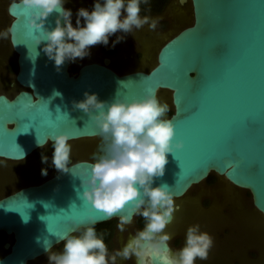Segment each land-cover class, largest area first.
<instances>
[{
    "label": "water",
    "instance_id": "95a60500",
    "mask_svg": "<svg viewBox=\"0 0 264 264\" xmlns=\"http://www.w3.org/2000/svg\"><path fill=\"white\" fill-rule=\"evenodd\" d=\"M189 1L190 20L165 36L148 68L117 69L110 64L111 55L100 54L83 58L89 62L75 74L69 68L78 58L57 70L43 53V43L36 46L39 55L33 60L36 51H29L25 18L20 9L10 15L9 3L7 30L15 25L8 48L15 53L14 80L20 87L12 98L0 94V157L23 159L41 148L37 141L63 132L72 136L69 167L75 164L79 174L92 162L85 158L89 153H80V143L100 145V137L73 101L84 99L85 92L102 101L115 95L139 99L151 89L163 102L165 92L172 111L165 118L172 119L183 148L175 151V158L168 156L165 175L153 186L167 183L174 197H180L215 173L231 186L247 189L264 220V0ZM56 15L45 21L49 30ZM13 38L20 44L13 46ZM54 91L62 95L53 96ZM53 170L40 182L0 197V233L5 235L0 264H30L46 254V244L52 249L71 232L69 216L90 214L96 224L120 219L89 211L91 206L76 195L79 179ZM151 264L165 261L156 257Z\"/></svg>",
    "mask_w": 264,
    "mask_h": 264
},
{
    "label": "clouds",
    "instance_id": "9594fccd",
    "mask_svg": "<svg viewBox=\"0 0 264 264\" xmlns=\"http://www.w3.org/2000/svg\"><path fill=\"white\" fill-rule=\"evenodd\" d=\"M65 2L11 0L9 4L10 15L20 9L25 18L32 45L28 46L30 53L43 43V53L54 62L57 70L65 61L90 55L91 46H107L109 37L116 33L131 34L144 25L155 30L159 22L147 15L141 16V5L148 4L149 0H94L91 11L77 10L73 26L72 12L64 7ZM53 13L57 14L55 27L49 30L45 21ZM14 25L0 32V38L7 39ZM123 39L124 35H118L113 45ZM17 44L20 43L13 38L12 45ZM38 55L36 51L33 60ZM61 95L58 91L53 93V96ZM83 95L84 99L73 101V107L88 115L101 141L88 168L77 174L75 164L69 167L72 136L67 133L53 134L43 143L37 141L38 146L43 148L51 141L53 166L79 179L76 195L85 205L91 206L89 211L95 209L104 218L119 215L118 227L122 232L135 215L143 218L144 227L131 235L121 249L110 254L103 234L96 231L97 219L93 215L75 219L69 216L67 220L73 227L61 237L62 251L54 252L46 244L49 264H117L118 258L130 260L133 257L136 264H151L156 257H162L165 264H196L198 259L206 260L214 239L202 231L199 224L187 228L181 248L174 251L169 247L173 234L165 229L172 223L178 206L167 183L153 186L165 175L168 156L174 157L175 151L183 148V142L175 139L172 119L165 118L169 106L161 103L156 91L151 89L142 98L132 100L115 95L110 101H102L95 93ZM42 162L46 163L47 157L42 156ZM41 174L46 175V170L42 169Z\"/></svg>",
    "mask_w": 264,
    "mask_h": 264
},
{
    "label": "flooded vegetation",
    "instance_id": "af4514ba",
    "mask_svg": "<svg viewBox=\"0 0 264 264\" xmlns=\"http://www.w3.org/2000/svg\"><path fill=\"white\" fill-rule=\"evenodd\" d=\"M10 2L11 0L0 1L1 12L5 18L9 16L7 13V6ZM93 3L94 0H66L64 7L71 10V19L75 22L77 18V10L80 8H86L91 11ZM175 8L179 9L180 11L184 8L187 9L185 13L186 20L181 24L182 26L180 27L182 28L188 23V18H191V3L189 0H149L148 4L141 5V16L147 15L152 19H158L159 22L155 30L158 32L165 31L169 28L168 25L171 23L168 21L170 18L169 14ZM6 20L7 19L4 21L3 32L6 31ZM81 24H83V18H81ZM73 26H75V23ZM143 27H145V29L141 28L134 30L131 34L116 33L110 36L108 45L105 46L103 44H98L96 45V51L113 55L126 48L131 50L132 54L137 58H140L143 54V40L148 37L151 30L149 29L148 25H144ZM180 28L178 27V29ZM177 30H175V32ZM172 33H174V31ZM172 33H169L167 36L172 35ZM118 35H124V39L113 45V42L116 41ZM164 38L165 37H163L158 42L156 47H158L164 41ZM4 40L7 46L10 47L8 38ZM9 60L10 59H7L4 62L2 66L3 68H5L6 64L10 65L11 67H17L15 60ZM87 62L89 61L84 59L74 62L69 68L70 72L75 74L78 70V67ZM110 64L112 67H116L117 69H123L128 66L127 64L123 66H117L113 59ZM132 67L136 66H129L127 68ZM19 87L20 86L17 82H15L14 77L7 75L0 76V94H5L8 98H12L18 91ZM171 112L172 111L170 110L168 115H170ZM95 142L96 141L86 142L87 144L80 143V153H89L88 156L86 155V157H84L86 159H90L91 161L92 156L90 153H96L99 149V144L97 145L98 142ZM84 145L87 146L84 147ZM52 147V143H49L45 147L37 149L32 155L20 160H11L0 157V197L11 194L23 186L38 183L50 173H52V171H54L53 168H55L52 164V154L54 151ZM42 156L47 157L46 163L42 162ZM42 169L46 170V175L41 174ZM219 178L220 177L217 174L210 173L204 180L192 185L182 196L174 197V203L178 206V210L174 212V219L172 223H170L165 229L166 232L173 234V237L168 242V244L169 247L174 251L183 246L186 230L190 225L199 224L202 231L209 233L213 237L214 244L209 252L208 258L206 260L198 259L196 264H240L241 261L237 249L233 248L227 242L229 237H232L234 234H236V226L229 224L228 222L215 225L209 224L208 221L203 219L204 215L198 213L207 211L214 200L221 199V193H219L216 188ZM242 190H245L247 194L251 196L247 189ZM195 196L200 198L201 210L199 211H195V209H193L189 204V200ZM244 196L246 195L244 194ZM218 212H220V214H224L229 211L226 207H222ZM103 223H105L103 226H98V223L95 224V228L98 234H103L104 241L110 254L121 249L131 235H134L137 231L142 230L144 227V220L139 215H135L132 219V222L128 225H125V230L123 232L120 231L118 227L120 223L119 218H112L110 220L101 222L100 224ZM4 240L5 235L0 233V243H2ZM62 249L63 241L55 245L51 250L54 252H60ZM261 250L262 243L259 244L256 241H251L249 246H246V244L242 241V253L243 251L248 253L247 255L253 259L260 255ZM157 258H159L161 261H164L162 257ZM30 264H49L47 253L36 258ZM117 264H136L135 257L130 260H120L118 258Z\"/></svg>",
    "mask_w": 264,
    "mask_h": 264
},
{
    "label": "rangeland",
    "instance_id": "374dc122",
    "mask_svg": "<svg viewBox=\"0 0 264 264\" xmlns=\"http://www.w3.org/2000/svg\"><path fill=\"white\" fill-rule=\"evenodd\" d=\"M186 11V8L182 9L181 11L177 8L172 10L169 14L170 18L168 20L171 23L168 25L169 28L165 31L158 32L156 30H150L148 37L143 40V54L140 58H137L135 55L132 54L131 50L126 48H124L122 51H119L117 54H111L112 59L115 61V64L117 66H123L127 64V67L138 66L148 68L154 63V54L157 49L156 45L163 37L167 36L173 31L175 32L178 27L180 28L182 26L181 24L186 20ZM4 20L5 17L4 15H2L0 5V32H3ZM189 20L190 19L188 18L187 21ZM9 21L10 18L6 20L5 30H7ZM74 23L75 22L72 20V24ZM142 28L145 29V27ZM89 52L90 55L88 56H97L100 54H105L96 51V45L91 46ZM7 59H10L9 61L15 60V53L11 52L5 40L3 38H0V76L7 75L10 77H14V74L17 70L16 66L11 67L10 65L6 64L5 68L2 67ZM80 60L81 59L78 58L76 61ZM161 98L163 100V102L161 103L167 104V94L165 92L161 93ZM170 110L171 109L169 108V111ZM169 111L166 113V115L169 114ZM86 146L87 145H84V147ZM90 154L93 156L94 153ZM216 188L217 191L221 193V199L214 200L207 211H202L198 213L204 215L203 219L208 221L209 224L215 225L228 222L229 224L236 226V234H234L232 237H229L227 242L233 248L237 249L241 259L240 264H264V220L261 218L259 213L253 208L251 196H249V194H247L245 190L231 186L222 178L218 179ZM244 194L246 196H244ZM189 204L192 206L193 209H195V211L201 210L200 198L198 196H195L190 199ZM222 207H226L229 212L220 214V212L218 211H220ZM242 241L246 244V246H249L251 241H256L259 244L262 243L263 251L261 250L260 255L253 259L247 255L248 253H245L244 251L242 253Z\"/></svg>",
    "mask_w": 264,
    "mask_h": 264
},
{
    "label": "bare ground",
    "instance_id": "6f19581e",
    "mask_svg": "<svg viewBox=\"0 0 264 264\" xmlns=\"http://www.w3.org/2000/svg\"><path fill=\"white\" fill-rule=\"evenodd\" d=\"M96 142H97V141H96ZM96 142H95V143H96ZM72 144H74V145H75V144H76V142H73ZM97 145H98V144H97ZM95 147H96V146H95ZM96 150H97V149H96ZM263 229H264V228H263ZM263 250H264V247H263ZM263 250H262V251H263ZM262 255H263V253H262Z\"/></svg>",
    "mask_w": 264,
    "mask_h": 264
},
{
    "label": "trees",
    "instance_id": "16d2710c",
    "mask_svg": "<svg viewBox=\"0 0 264 264\" xmlns=\"http://www.w3.org/2000/svg\"><path fill=\"white\" fill-rule=\"evenodd\" d=\"M104 224H105V223H103V224L98 223L97 225H98V226H100V225L103 226Z\"/></svg>",
    "mask_w": 264,
    "mask_h": 264
}]
</instances>
